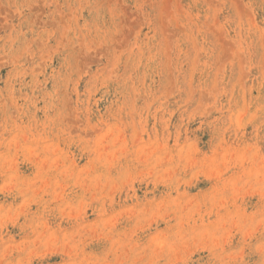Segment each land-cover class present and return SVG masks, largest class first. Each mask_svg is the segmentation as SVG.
Listing matches in <instances>:
<instances>
[{
    "label": "rangeland",
    "instance_id": "rangeland-1",
    "mask_svg": "<svg viewBox=\"0 0 264 264\" xmlns=\"http://www.w3.org/2000/svg\"><path fill=\"white\" fill-rule=\"evenodd\" d=\"M0 264H264V0H0Z\"/></svg>",
    "mask_w": 264,
    "mask_h": 264
}]
</instances>
